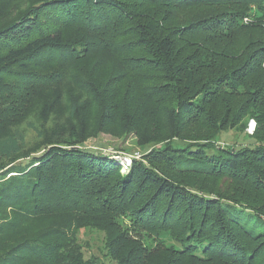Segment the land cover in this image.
<instances>
[{
	"label": "trees",
	"instance_id": "1",
	"mask_svg": "<svg viewBox=\"0 0 264 264\" xmlns=\"http://www.w3.org/2000/svg\"><path fill=\"white\" fill-rule=\"evenodd\" d=\"M219 1L236 8L219 18H202L198 34L194 23L166 31L164 17L139 19L145 13L142 4ZM248 4L259 15L242 23ZM74 26L84 33L66 39L64 31ZM263 34L264 0H0V118L17 113L10 100L2 101L4 94L26 101L36 86L62 81L68 61L90 50L97 36L99 48L119 63L121 78L114 82L139 76L138 104L143 111L145 103L160 104L165 130L163 139L150 137L152 121L141 130V121L128 111L125 99L118 100L116 90L88 79L85 89L98 108L93 130L89 110L77 102L70 105L69 119L55 123L46 146L36 151L25 150L24 130L13 126L2 133L0 126V180L7 177L0 184V264H99L96 257L84 259L76 241L83 226L105 231L107 254L118 264H145L156 252L167 253L165 264H179L186 256L190 264H264ZM185 35L200 39H186L192 50L181 56L187 45L178 43ZM237 35L242 39L236 41ZM239 51V63L224 64ZM56 102L43 103V124ZM238 111L256 117L258 128L250 136L255 144L212 146L215 133L239 123ZM190 124L202 130L192 128L180 137ZM27 126L42 137L32 122ZM131 129L142 147L181 141L175 147L167 142L148 146L147 164L130 158L125 174L113 154L80 148L98 132ZM22 158L29 159L25 167L16 164ZM166 169L228 178L236 192L207 190ZM159 234L173 246H165ZM151 238L155 252L149 249Z\"/></svg>",
	"mask_w": 264,
	"mask_h": 264
},
{
	"label": "rangeland",
	"instance_id": "2",
	"mask_svg": "<svg viewBox=\"0 0 264 264\" xmlns=\"http://www.w3.org/2000/svg\"><path fill=\"white\" fill-rule=\"evenodd\" d=\"M143 11L145 12L139 18L140 21L146 22L149 20L156 21L161 20L163 17L165 18L164 29L166 31H171L173 28L180 27L186 24H193L192 28L197 29V34L199 33L198 27L201 26L202 18H209L214 16L215 18H219L220 16L226 15L229 11H234L235 6H232L231 3L219 1L215 3L209 4H188L184 5L181 3H177L175 5L169 4L167 7H159V5H149L142 4ZM235 7V8H234ZM246 7V14L248 16L244 17L241 22L248 23L253 22L258 15L259 12L256 11V7L254 5L248 4ZM244 7V8H245ZM162 8V9H161ZM5 14V13H4ZM260 27V26H259ZM263 30V28L261 27ZM84 33L80 28L74 26L73 28L66 29L64 31L65 38H72L74 40L80 39V34ZM73 34L77 35L74 36ZM97 37V36H96ZM92 39L94 46H91L90 50L82 54V48L77 46L75 49L82 56L77 57L75 60L68 61V67H64L67 73L63 80H57L55 83H45L35 87L34 97H29L26 101H21L19 99H13L17 94L8 93L4 94V98L2 101L10 100L8 104L15 105L16 114L12 116L10 119L8 118H0V126L2 128V133L5 130L10 129L13 126H17L22 129L26 133V144L24 146L25 150L36 151L44 146H46L45 142L46 136L50 133V129L55 123H64L69 119V108L72 102H77L84 107H87L91 115V129H94V126L97 121V113L98 108L95 107V104L91 101L87 91L85 89L84 82L86 79L93 80L94 82H100L101 87L108 89L109 91L116 90L118 100L120 102L123 99L126 100V106H128V111L130 113H134L136 118L141 121V130L144 129V126L147 122H153L152 127L149 132L150 137H155L159 139H163L165 135V130L163 127V121L160 118L158 107L160 104L152 105L151 103H145L146 110L143 111L142 108L138 104V100L141 101L142 95L139 94L140 87L138 86L136 81H139L140 78L136 76L127 77L115 83L116 79H120L121 77L118 74L119 63H117V58L112 55V53H106L103 49L99 48V42L96 40L99 37ZM237 35V40L239 41L242 38ZM259 36H255L257 38ZM232 38V37H228ZM264 41V34L261 36ZM86 39V38H85ZM189 40H198L199 36H182L179 40L178 47L186 46L181 52L182 55H186L189 53L192 48L189 47ZM195 39V40H194ZM100 41V39H99ZM115 41L120 42L118 38ZM104 47H106L104 45ZM107 48V47H106ZM110 49V48H109ZM113 49V48H111ZM110 49V50H111ZM117 49V48H116ZM180 49V48H179ZM238 49V48H235ZM117 52V50H115ZM233 56L227 58L224 61V64L231 63L235 61V63H239L240 51L232 52ZM126 55V54H125ZM233 60H230V59ZM51 71L45 72V75H49ZM142 74L144 75L143 71ZM141 77V74H140ZM147 79V78H146ZM45 79H40V81H44ZM135 81V83L133 82ZM117 88V89H116ZM57 90L56 93H53L52 90ZM229 92V91H228ZM227 92V93H228ZM246 93H240L241 96L237 97L236 102L237 106L244 99V95ZM57 95L59 97H57ZM57 100L53 109L49 113L48 120L45 124L42 123L40 118V110L44 102H50L51 100ZM230 99V97H227ZM236 106V107H237ZM244 114V113H243ZM250 115H242V112L238 111L236 117H241L239 123L232 127H226L224 130L215 133L214 138L211 140L212 146L215 147H234L239 149L243 146H253L255 144L254 138L250 137L251 134L258 128L256 117H254L251 113ZM32 122L37 129L40 130L42 137L38 136L32 129L27 126V122ZM7 122L4 126L3 123ZM202 130L196 124H190L186 129H184L183 134L180 137L184 138L187 135V132H190L191 129ZM211 132L210 130H208ZM137 132L134 129L127 131L126 133L114 132V134L98 132L96 136H89L86 138L80 145V148H84L89 152H93L95 154L101 155L102 153L105 155H111V157H116L118 160V164L121 166L120 173L125 174V165L129 164L130 158H136L138 161L144 162L147 164L146 157L150 152L151 147H159L163 143H170L174 147L177 146L180 139H170L166 141H161L158 143H150L142 147L137 144ZM157 140V139H156ZM192 142L190 140H182ZM153 145V146H152ZM149 146V147H148ZM46 148L40 150L39 152H34L31 155H38L40 152L44 151ZM191 149H194L192 147ZM206 153L211 151L210 149H205ZM215 153V152H213ZM124 157L128 160L125 161ZM144 157V158H143ZM29 159L22 158L16 162V164L25 167ZM188 170L177 169L170 170L166 169L170 175L181 179L182 181H193V183H197L199 185H203L207 190H217L220 192H224L227 194H233L235 191L234 183L230 181V179H215L214 177L194 174V173H186ZM226 178V177H225ZM7 179V177H4ZM4 179L0 180V184L5 182ZM201 181H203L201 183ZM233 183V184H232ZM242 190L241 188H239ZM237 194V193H235ZM252 196V194L250 195ZM8 209V208H7ZM9 210V209H8ZM77 242L79 244L80 250L83 253V257L86 260L92 259V257H96L99 260V264H118L117 261L111 259L107 254V246L105 245V241L107 239L105 231L98 228H91L88 226L80 227L76 232ZM161 239V242H164L165 246H173V241L164 234H159L157 237ZM152 252H155V245H157L156 241L151 238L150 239ZM167 258V253L161 254L156 252L152 257L147 259L145 264H165ZM191 260L189 257H185L182 260H179V264H190ZM209 264V263H206Z\"/></svg>",
	"mask_w": 264,
	"mask_h": 264
},
{
	"label": "built area",
	"instance_id": "3",
	"mask_svg": "<svg viewBox=\"0 0 264 264\" xmlns=\"http://www.w3.org/2000/svg\"><path fill=\"white\" fill-rule=\"evenodd\" d=\"M124 159H125V161L128 160V159H126L125 157H124ZM129 163H130V162H129ZM127 165H129V164H126V165H125V168L127 167Z\"/></svg>",
	"mask_w": 264,
	"mask_h": 264
}]
</instances>
